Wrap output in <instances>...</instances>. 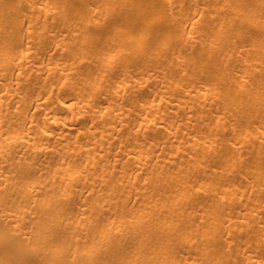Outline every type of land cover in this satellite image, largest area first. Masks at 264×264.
I'll list each match as a JSON object with an SVG mask.
<instances>
[{
	"label": "bare ground",
	"instance_id": "obj_1",
	"mask_svg": "<svg viewBox=\"0 0 264 264\" xmlns=\"http://www.w3.org/2000/svg\"><path fill=\"white\" fill-rule=\"evenodd\" d=\"M0 264H264V0H0Z\"/></svg>",
	"mask_w": 264,
	"mask_h": 264
}]
</instances>
